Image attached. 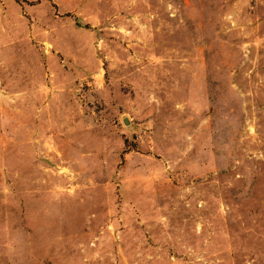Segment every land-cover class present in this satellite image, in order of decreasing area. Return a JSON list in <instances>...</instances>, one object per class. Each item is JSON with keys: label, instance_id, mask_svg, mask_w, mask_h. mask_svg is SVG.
<instances>
[{"label": "rangeland", "instance_id": "rangeland-1", "mask_svg": "<svg viewBox=\"0 0 264 264\" xmlns=\"http://www.w3.org/2000/svg\"><path fill=\"white\" fill-rule=\"evenodd\" d=\"M0 264H264V0H0Z\"/></svg>", "mask_w": 264, "mask_h": 264}, {"label": "water", "instance_id": "water-1", "mask_svg": "<svg viewBox=\"0 0 264 264\" xmlns=\"http://www.w3.org/2000/svg\"><path fill=\"white\" fill-rule=\"evenodd\" d=\"M124 122H125V123H128V120H127L126 118H124Z\"/></svg>", "mask_w": 264, "mask_h": 264}]
</instances>
